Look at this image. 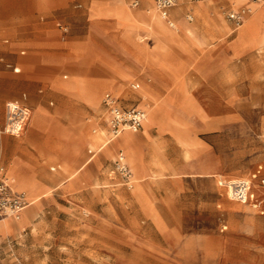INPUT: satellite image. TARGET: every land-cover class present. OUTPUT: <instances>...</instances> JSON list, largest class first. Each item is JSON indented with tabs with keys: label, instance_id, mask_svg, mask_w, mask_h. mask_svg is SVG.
<instances>
[{
	"label": "rangeland",
	"instance_id": "rangeland-1",
	"mask_svg": "<svg viewBox=\"0 0 264 264\" xmlns=\"http://www.w3.org/2000/svg\"><path fill=\"white\" fill-rule=\"evenodd\" d=\"M95 1L123 5L137 28L123 26L115 16L91 14ZM247 2L254 12L237 27L229 14ZM199 4L203 11L195 14ZM180 7L173 27L163 20L176 32L166 33V41L147 20L148 10L157 15L153 0H0V165L7 168L5 156H12L4 155L5 142H18L44 201L33 214L36 229L27 231L25 243L19 237L2 246L0 264H233L242 257L243 240L252 241L246 251L264 256V238L252 231L264 216L235 202L229 184L249 179L264 161V45L242 54L235 43L248 23L264 22V6L248 0H185L172 10ZM179 21L193 30L178 31ZM160 41L175 73L146 62ZM83 62L98 73L90 75ZM114 62L134 75L124 88L144 98L143 128L153 127L154 140L148 143L139 131V150L137 134L128 130L98 153L100 128L110 139L101 105L107 90L99 97L82 94L88 105L58 85L72 79L108 81L113 74L107 66ZM130 63L140 64V72ZM154 76L155 93L144 85ZM132 84L140 88L133 90ZM121 90L108 91L119 95ZM10 101L27 106L31 120H38L33 113L41 106L55 121L40 130L30 120L19 137L7 135L2 130ZM91 124L90 135L101 140H94V147L80 139L82 126ZM72 138L78 139L77 152L69 147ZM116 144L131 171L129 183L114 172ZM88 149L96 156L86 166ZM148 150L152 165L144 169ZM19 165L15 158L9 173L25 185ZM23 190L32 202L24 215L40 197L31 187Z\"/></svg>",
	"mask_w": 264,
	"mask_h": 264
},
{
	"label": "crops",
	"instance_id": "crops-1",
	"mask_svg": "<svg viewBox=\"0 0 264 264\" xmlns=\"http://www.w3.org/2000/svg\"><path fill=\"white\" fill-rule=\"evenodd\" d=\"M188 1H190V0H188ZM134 3H136V2L134 1L132 3V7H137V6H133ZM248 4H249V2L246 3L247 7H248ZM199 6H200V4L195 9H192V11L195 14L197 12L202 13L203 9H201V11H200L198 9ZM173 8H171L168 11L167 19H165L156 8H155V11L157 12V15L162 20H165L167 22L168 25H169L168 21H170L173 23V26H174L173 18L178 19L181 16L184 8L180 7L178 9H176L175 11L172 10ZM90 10H91V14L103 15V16H115L116 18H118V20L121 22L120 24H122L123 26L126 25V26L131 27V28H137L136 21L131 17V14L128 12V10L123 5L118 6L116 8H111L108 6V3H105L102 1H95ZM196 10H199V11H196ZM146 14H147L148 22L149 21L153 22L154 28L156 30L162 31L164 33L163 35H161V37L164 38L166 41H170L169 36L166 34V31H167L166 29H168V28L166 27L165 23L161 24L160 22H158L155 19L151 10H148ZM172 14H173V16H172ZM173 26H170V27H173ZM126 34H127L128 38H131L129 36L130 33L128 34V32H126ZM4 43L7 44L8 39H5ZM235 43H236V45L243 47V50L241 51L242 54H247L248 52H251V50L260 51L259 48L264 45V22L261 25H258L256 27L253 26L252 22L248 23L247 26H244V28L240 32L237 33ZM164 52H165V45L163 42L160 41L158 43V46H157V53L155 52V54H153L151 56L148 55V57L146 58L147 64L149 66L152 65V66L158 67L159 69L164 71L163 73H167V71H169L170 73H175V71H173L174 68L172 66H170L168 61L166 60V58H165L166 55H163V54H165ZM24 54H25V52L22 51L21 55H24ZM83 63L87 66V68H89V70H90L89 74L90 75H94V74L96 75L98 73L99 70L96 67H92L89 65V63H86V62H83ZM130 64H132V66L134 65L133 67H136V69L135 68H131V69H135V72H140V67H138V66H140V64L139 65H136V63L135 64L130 63ZM6 67L11 68L14 74L21 73V68H19L17 66H12L10 64L9 65L7 64ZM107 69H108V71H110L113 74L112 78L109 79L108 81H86V80L72 79L70 82H68L66 84H59L58 88L71 92L72 94L75 95V99L78 102H84V103H87L88 105H89V103L82 96V94H85L86 96H89V97L90 96L91 97H99V96H101L102 90H107V92L103 94L102 99H101V105L102 106H103V104H102L103 97L106 94H111L119 100V104L121 105L122 108H131L134 106L144 108L143 104L145 103V101H144V98L140 95L139 91L138 92H128V91H126V88H124V83L129 81L130 79L134 78V75L131 72L127 71V66H125V64L120 63V62H114L113 64H109V66H107ZM115 69L120 74H122L124 77L113 72ZM149 76H151V75L148 74V77ZM157 79L158 78L154 76L153 80H155V81L152 80V83H150V84L145 83L144 84L145 87L152 89L155 93V87H156L157 81H158ZM132 85H131V88H132ZM137 85L139 86L138 87V89H139L140 85L139 84H137ZM81 86H82L83 90L78 89V87H81ZM109 88H121L122 90H121V93L118 95L112 91H108ZM138 89H133V90H138ZM122 91H124L125 93L122 94L123 93ZM124 95H126L128 97V99H125L123 97ZM25 97H26V95H23V98H25ZM10 103H17L20 106L28 108L27 106L20 104L18 101H10L6 104V109H7V105ZM103 108L105 109L104 106H103ZM144 110L146 111L145 108H144ZM33 114H34V116H36V118H38V120L32 118V120L30 122L32 127H34L35 129H40V130L46 129V127H48V125H47L48 122L52 123L55 121V117L48 116L45 109L41 106H37V108L34 109ZM105 119H106V116H105ZM39 123L42 124V127L39 125ZM156 123L157 122H155L154 125ZM5 124H6V122H5ZM93 125L94 124L84 125L81 128L80 139L84 142H87L89 144V146L91 144L90 129H91V127H93ZM151 128H153V127L143 128V125H142V129L140 130L142 132V133H140L141 137L146 139V141L148 143L151 142L152 140H154V139L150 138V136H149V130ZM2 132H3V130H2ZM137 133H134V134H137ZM7 135H9V134H7ZM10 136H12V135H10ZM19 136L20 135H17L16 137H19ZM117 138L111 139V136H110L109 140H105L104 143H100L97 147L98 153L100 152V149L104 145H108L111 142H115V140ZM77 140H78L77 138H72L71 141H69V147H70V149L74 150V152H77L80 149L79 144H78L79 142ZM140 144H141L140 135L137 134L136 138H135V147H138V149H139ZM4 147H5L4 155L6 152H10L12 156H5V157H8L7 168L4 167L3 165H0V167H3L5 169L6 176L9 178L12 187L13 188L17 187L18 189L17 188H14V189L16 191H19V192H21L24 188H30L31 187L32 188V194L34 196L39 195L40 199H39L38 205L34 206L33 209H30V211L25 213L20 220H18V221L4 220V219L1 220L2 222H0V248H2V246H4V245L5 246L8 245V243H11L12 240H14V239L16 240L19 237L20 238L22 237L21 241H22V243H25V241L28 238V236H27L28 232L27 231L29 229H34V230L36 229V224H34V222H33V214L37 211V209L39 207H41L44 204L43 197H41L42 194L40 192L36 177L31 172V169H30L28 163H26L24 160L26 155H27L25 152V149L22 148L19 145V143L16 142L15 140L14 141H6L4 144ZM115 150H118L119 153L123 154V152L120 151V150H123L120 145L116 144L114 151ZM87 154H88V159L83 164L86 166L89 163H91L96 156L95 151H93L92 149H88ZM15 158L19 159L20 165L18 166V171H19L20 175L27 181V183L25 185L24 184L21 185V184L17 183L16 181H15L16 184H14V182H12V179L10 178L11 175L9 173V167L11 166V164ZM143 158L145 160L144 169H146L147 165H149V166L152 165L151 162H149L150 161L149 150H148V153L146 154V156L144 155ZM115 164H116V161L114 162V165ZM258 169H264V164L259 166ZM143 175H144V171L141 174L140 180L144 177ZM262 176H264V171L262 172ZM12 177L14 178V175H12ZM140 180H139V186H140V182H141ZM219 185L225 186L224 182H221ZM257 193L259 196H261L262 194H264V189H258ZM229 199H231V198H229ZM29 200H30V198H29ZM29 206H30V201H29V204L27 207H29ZM258 221H259L258 222L259 224L254 226L252 228V231L254 234L257 233L258 235H261L264 238V224H261V223H264V220L258 219ZM243 244H244V246H243L244 250L242 253V257L237 259V261H233V264H264V256H257L256 254H252V253L245 250V245H247V244L251 245L252 244L251 240H247V241L243 240ZM4 253H6V251L0 252V258H1V254H4Z\"/></svg>",
	"mask_w": 264,
	"mask_h": 264
},
{
	"label": "built area",
	"instance_id": "built-area-1",
	"mask_svg": "<svg viewBox=\"0 0 264 264\" xmlns=\"http://www.w3.org/2000/svg\"><path fill=\"white\" fill-rule=\"evenodd\" d=\"M155 8L161 15L167 19L168 11L185 0H153ZM196 1V0H190ZM264 5V0H248ZM134 3L133 6H137ZM247 7H243L235 12L229 14V19L234 22L237 27L242 26L246 16L249 14ZM170 26L173 23L168 21ZM137 84H133V89H138ZM102 104L105 107L108 115V124L111 139L117 138L124 130L137 133L142 129V122L145 118V111L143 108L134 106L131 108H122L119 100L111 94H106L103 97ZM30 118V110L26 107L20 106L17 103H10L7 105L6 124L3 132L12 136H17L25 130ZM264 164V161H263ZM264 169H258L257 172L249 179H239L230 181V190L232 192L233 200L243 205H248L264 216V194L262 200L257 196L258 189H264V176L262 172ZM120 177L130 182L131 171L126 163L125 156L119 153L115 164V171ZM258 181V182H257ZM29 204L25 193L16 191L9 178L6 176L5 169L0 167V221L11 216H17Z\"/></svg>",
	"mask_w": 264,
	"mask_h": 264
},
{
	"label": "bare ground",
	"instance_id": "bare-ground-1",
	"mask_svg": "<svg viewBox=\"0 0 264 264\" xmlns=\"http://www.w3.org/2000/svg\"><path fill=\"white\" fill-rule=\"evenodd\" d=\"M252 4H257V5H262V6H264L263 4H261V3H255V2H251ZM244 5V4H243ZM248 8V10H249V15L248 16H250L251 14H253V12H254V9H253V7H251V6H248L247 7ZM177 18V17H176ZM191 18V17H190ZM158 22H160L161 24H164V22H163V20L158 16V15H156V18H155ZM157 22V23H158ZM178 23V22H177ZM179 23H180V28H178V31L179 30H181V28L182 27H185V28H187V29H192L193 30V28L192 27H190V26H187V25H185L184 23H182V22H180L179 21ZM149 24V27H151V29H153V25L151 24V23H148ZM162 29V28H161ZM167 31H166V33H169V34H171V35H175L176 34V32H173V31H170L169 29H166ZM151 31V30H150ZM175 37V36H174ZM264 47H261V49H263ZM145 111V110H144ZM147 111H145V118H144V120H143V122H142V125H143V123L145 122V120H146V118H147V113H146ZM31 120V113H30V118H29V121ZM28 121V122H29ZM101 131V132H100ZM100 131H99V133H102L103 135L101 136L100 135V138L102 137V141L101 140H98V139H100V138H98L97 140H98V142H100L101 141V143H104L105 142V139H104V136H105V134H106V130H104L103 128H100ZM124 131H128V130H124ZM124 131H122V132H124ZM96 132H98L97 131V129H95V131H94V133H96ZM121 132V133H122ZM98 133V134H99ZM120 133V134H121ZM93 135H96V134H93ZM107 135V134H106ZM95 137V136H94ZM94 137H92L91 136V146L92 147H94V145H95V143H94ZM97 137H99L98 135H97ZM90 140V139H89ZM97 140H95V141H97ZM104 140V141H103ZM97 143V142H96ZM96 146V145H95ZM106 146V145H105ZM155 147L154 148H156L155 150H156V152L157 151H159V147L157 148V144H155L154 145ZM112 148V147H111ZM159 154V153H158ZM11 179H12V182H14V184H16L15 183V180H14V178L13 177H10ZM13 184V185H14ZM139 186V185H138ZM14 188H17V187H14ZM18 189V188H17ZM21 192H23V193H25L27 196H28V194L24 191V190H22ZM28 198H29V196H28ZM32 205V202L30 201V206ZM29 206V207H30ZM28 209V207L27 208H25L22 212H20L17 216H11V217H9V218H6V219H4V220H14V221H18V220H20L21 219V217H22V215H23V213L26 211ZM0 222H2V221H0ZM255 223V222H254Z\"/></svg>",
	"mask_w": 264,
	"mask_h": 264
}]
</instances>
